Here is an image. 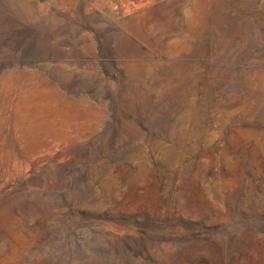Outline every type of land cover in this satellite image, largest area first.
I'll list each match as a JSON object with an SVG mask.
<instances>
[{
  "label": "rangeland",
  "instance_id": "rangeland-1",
  "mask_svg": "<svg viewBox=\"0 0 264 264\" xmlns=\"http://www.w3.org/2000/svg\"><path fill=\"white\" fill-rule=\"evenodd\" d=\"M0 264H264V0H0Z\"/></svg>",
  "mask_w": 264,
  "mask_h": 264
},
{
  "label": "bare ground",
  "instance_id": "bare-ground-1",
  "mask_svg": "<svg viewBox=\"0 0 264 264\" xmlns=\"http://www.w3.org/2000/svg\"><path fill=\"white\" fill-rule=\"evenodd\" d=\"M39 145H41V144H39Z\"/></svg>",
  "mask_w": 264,
  "mask_h": 264
}]
</instances>
